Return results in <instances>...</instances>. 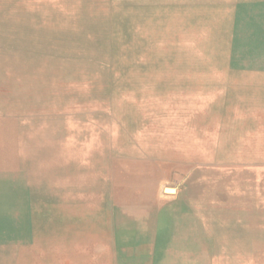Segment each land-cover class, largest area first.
<instances>
[{
	"label": "rangeland",
	"instance_id": "1",
	"mask_svg": "<svg viewBox=\"0 0 264 264\" xmlns=\"http://www.w3.org/2000/svg\"><path fill=\"white\" fill-rule=\"evenodd\" d=\"M255 125L264 0H0V147L29 151L0 156V237L17 241L0 264H131L135 219L182 212L201 176L209 199L236 180L223 212L264 215V170L214 150ZM258 230L241 260L264 263Z\"/></svg>",
	"mask_w": 264,
	"mask_h": 264
},
{
	"label": "crops",
	"instance_id": "2",
	"mask_svg": "<svg viewBox=\"0 0 264 264\" xmlns=\"http://www.w3.org/2000/svg\"><path fill=\"white\" fill-rule=\"evenodd\" d=\"M225 137L227 142L217 139L214 145L216 157L231 159L222 165L225 170L263 173L264 129L261 126L258 128L255 125L247 133L221 135V138ZM201 138L202 141L190 145L191 157H209L206 143L203 144V138L208 136L201 135ZM7 140L12 145L7 148L0 147V156L7 151L10 158L15 156L28 159L29 151L27 154L24 144L19 143L12 133L7 136ZM243 158H253L254 162L244 164V160H241ZM201 178L203 176L184 182L182 212L157 213L148 220L135 219L136 228L129 243L134 246L132 248L136 255L135 262L131 264H264L256 260L240 259L241 254L260 252L256 249L259 243L256 234L258 229H264V215L223 212V207L228 205L225 201L233 199L224 197L231 195L233 189L236 190V180L231 179L227 182L225 191L219 195L215 193V197L209 199L207 183ZM219 188L223 189L221 186ZM180 209L179 206L178 211ZM215 210L220 212H214ZM16 244V235H1L0 249L6 245L10 252ZM78 263L96 264L95 261L72 262Z\"/></svg>",
	"mask_w": 264,
	"mask_h": 264
},
{
	"label": "bare ground",
	"instance_id": "3",
	"mask_svg": "<svg viewBox=\"0 0 264 264\" xmlns=\"http://www.w3.org/2000/svg\"><path fill=\"white\" fill-rule=\"evenodd\" d=\"M39 59V58H38ZM31 66H32V64H31ZM6 69V68H5ZM18 89V88H17ZM57 136V135H56ZM70 151H71V149H70ZM67 152V151H66ZM76 152V151H75ZM72 153V152H71ZM74 153V152H73ZM72 155V154H71ZM226 181V180H225ZM211 184V183H210ZM264 188V187H263ZM234 190V189H233ZM212 191V190H211ZM237 192H238V190H237ZM200 193V192H199ZM263 193V192H262ZM199 195V194H198ZM195 196V195H194ZM262 196V195H261ZM152 197V196H151ZM208 197V196H207ZM209 198V197H208ZM263 199V198H262ZM198 207V206H197ZM106 223V222H105ZM113 225H114V223H113ZM114 227V226H113ZM167 239V238H166ZM201 244V243H200ZM146 252V251H145ZM158 254H159V252H157ZM163 254V253H162ZM124 255V254H123ZM131 259V258H130ZM140 259V258H139ZM172 259V258H171ZM101 260H102V258H101ZM126 260V259H125ZM138 260V259H137ZM79 261V260H78ZM100 261V260H99ZM121 261V260H120ZM132 262V261H131ZM141 262V261H140ZM79 264V263H78ZM81 264V263H80ZM110 264H111V262H110ZM153 264V263H152Z\"/></svg>",
	"mask_w": 264,
	"mask_h": 264
}]
</instances>
